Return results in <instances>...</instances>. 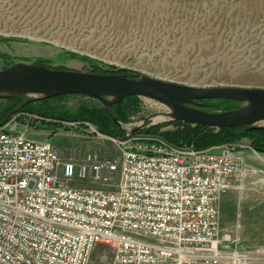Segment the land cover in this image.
Returning a JSON list of instances; mask_svg holds the SVG:
<instances>
[{
  "label": "rangeland",
  "instance_id": "obj_1",
  "mask_svg": "<svg viewBox=\"0 0 264 264\" xmlns=\"http://www.w3.org/2000/svg\"><path fill=\"white\" fill-rule=\"evenodd\" d=\"M17 64L199 89L264 90V0H0V71ZM10 99H0V116L20 109L14 117L17 129L49 141L62 159L88 152L119 155L116 138L95 125L30 114L24 100L5 102ZM49 103L71 113L83 105L103 106L81 96ZM200 103L209 113L237 106L223 100ZM125 106V122L119 125L125 136L151 127L175 128L166 119L168 109L153 100H127ZM251 128L264 129V122ZM228 146L243 166L218 199V236L225 249L254 254L253 264H264V152L248 138ZM113 253L97 248L92 264L111 263Z\"/></svg>",
  "mask_w": 264,
  "mask_h": 264
},
{
  "label": "built area",
  "instance_id": "obj_2",
  "mask_svg": "<svg viewBox=\"0 0 264 264\" xmlns=\"http://www.w3.org/2000/svg\"><path fill=\"white\" fill-rule=\"evenodd\" d=\"M142 131L113 140L118 156L62 159L15 118L0 128V264H92L101 246L107 264L257 261L218 236V199L242 172L234 147L179 149Z\"/></svg>",
  "mask_w": 264,
  "mask_h": 264
},
{
  "label": "water",
  "instance_id": "obj_3",
  "mask_svg": "<svg viewBox=\"0 0 264 264\" xmlns=\"http://www.w3.org/2000/svg\"><path fill=\"white\" fill-rule=\"evenodd\" d=\"M21 96H33L35 100L64 96L97 100L108 110L114 122L117 119L112 108L128 97L150 99L165 106L169 111L166 116L172 122L211 129L252 127L264 122V90L199 89L146 77L52 70L39 65L17 64L0 71V99ZM209 100L232 101L241 106L235 110L209 113L204 110L207 105L200 103ZM18 113L20 109L8 115L0 122V128Z\"/></svg>",
  "mask_w": 264,
  "mask_h": 264
},
{
  "label": "trees",
  "instance_id": "obj_4",
  "mask_svg": "<svg viewBox=\"0 0 264 264\" xmlns=\"http://www.w3.org/2000/svg\"><path fill=\"white\" fill-rule=\"evenodd\" d=\"M65 97L40 99L33 102H26L23 97H19L6 100L5 102L14 103L18 100H22V102L24 100L22 104H24L23 107L26 108L27 113L38 114L46 118H51L53 116L62 120L70 118L75 119V122L85 121L95 125L100 132L107 136H111L116 139H123L125 137V133L123 134V131L119 126L121 123L125 122V120L122 118V116H125L124 114L126 113L125 102L127 100L137 98L128 97L122 104L116 105L112 108L113 115L117 119V122H114L108 110L102 105H83L78 109V111L72 113L69 110H58L51 107L52 105H50L49 102L52 103V101L60 100ZM223 102L237 105L234 109H237L241 106V104L236 102ZM33 105H36L37 108H31ZM11 111L12 110H5L4 114L0 116V122H2L5 116H7V114H9ZM168 124L169 126L174 125L175 128L173 130L161 131L160 129L151 127L147 132H143L144 134L148 133L150 135L157 136L168 144L179 149L192 148L196 151L212 150L224 145L238 144L244 138H248L251 141L252 147L254 149L264 152V129H256L251 127L211 129L172 121Z\"/></svg>",
  "mask_w": 264,
  "mask_h": 264
},
{
  "label": "bare ground",
  "instance_id": "obj_5",
  "mask_svg": "<svg viewBox=\"0 0 264 264\" xmlns=\"http://www.w3.org/2000/svg\"><path fill=\"white\" fill-rule=\"evenodd\" d=\"M161 117H162L163 119L165 118V116H160L158 120H161V119H162ZM166 119H168L167 116H166Z\"/></svg>",
  "mask_w": 264,
  "mask_h": 264
},
{
  "label": "crops",
  "instance_id": "obj_6",
  "mask_svg": "<svg viewBox=\"0 0 264 264\" xmlns=\"http://www.w3.org/2000/svg\"><path fill=\"white\" fill-rule=\"evenodd\" d=\"M216 152H219V151H216Z\"/></svg>",
  "mask_w": 264,
  "mask_h": 264
}]
</instances>
